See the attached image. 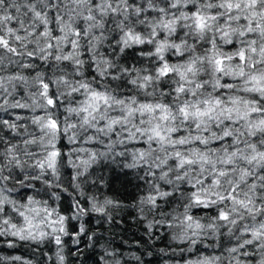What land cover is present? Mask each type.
Returning a JSON list of instances; mask_svg holds the SVG:
<instances>
[{
    "label": "snow or ice",
    "instance_id": "6c2138e0",
    "mask_svg": "<svg viewBox=\"0 0 264 264\" xmlns=\"http://www.w3.org/2000/svg\"><path fill=\"white\" fill-rule=\"evenodd\" d=\"M0 112V237L52 264H264V0H0ZM100 166L145 191L101 199ZM127 207L125 255L91 217Z\"/></svg>",
    "mask_w": 264,
    "mask_h": 264
},
{
    "label": "trees",
    "instance_id": "16d2710c",
    "mask_svg": "<svg viewBox=\"0 0 264 264\" xmlns=\"http://www.w3.org/2000/svg\"><path fill=\"white\" fill-rule=\"evenodd\" d=\"M11 71V69H10ZM35 91V88L31 89ZM25 93L23 97L17 94L18 99H21V102H29L28 101V89H22ZM17 112L26 118L31 116L33 113L28 110L16 109L11 110ZM37 115L42 114L40 110H37ZM9 113L0 112V116H4L7 118ZM63 174L61 176V183L65 185V187L69 188V191H74L70 187L71 183V175L73 170L70 168H66L62 170ZM97 175H102L107 182V186L101 185L99 189H92V192H95L97 196L101 199L107 195L110 197H115L122 200L125 204L131 205L134 199L139 196L142 192L145 191V188H137V181L132 177V175L126 174L125 171H121L119 168H106L100 166L96 169ZM89 192V195L92 194ZM65 197H67V193H64ZM13 196L17 199L20 198L19 193H14ZM42 198V197H38ZM67 206V199L60 202L61 210ZM177 211H182L178 205L176 206ZM171 211V209H169ZM137 215V212L134 208L127 207L123 209L119 216L116 217V223L114 224H100L97 225L95 223L97 217L93 215L91 217L93 223L92 227L98 228L100 232H103L104 235L112 241V247L118 249L119 251H124L125 255H127V250L129 246L132 249H135V241L140 239L143 236V224L138 223L134 217ZM13 222L19 220L18 217L13 213ZM197 218H203L207 220L208 216L204 210H199L197 213ZM107 230V231H105ZM13 241L14 246L9 247L6 241ZM166 241H157V243L163 247V244ZM66 251H68L66 249ZM83 255L80 256V261L83 264H97L98 255L92 254L90 249L83 248ZM99 251V250H97ZM204 255L213 254L212 249H202ZM91 256V259L88 257ZM14 257H20V260L13 259ZM52 257L54 259V246L46 247V246H38L30 241H20L13 237H0V264H52V260L49 259ZM68 264H72L73 256L71 254L68 255ZM79 264V262H78ZM153 264H163V261L153 260Z\"/></svg>",
    "mask_w": 264,
    "mask_h": 264
}]
</instances>
